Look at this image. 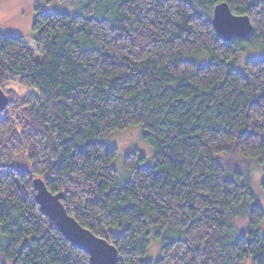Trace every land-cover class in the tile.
I'll list each match as a JSON object with an SVG mask.
<instances>
[{
    "label": "trees",
    "instance_id": "16d2710c",
    "mask_svg": "<svg viewBox=\"0 0 264 264\" xmlns=\"http://www.w3.org/2000/svg\"><path fill=\"white\" fill-rule=\"evenodd\" d=\"M222 1L249 16L248 37L217 34ZM79 3L76 14L36 6L39 60L24 35L0 32L9 98L0 113V264H92L40 210L36 178L117 247V264H264V209L247 164L257 160L264 173V56L244 74L230 67L243 46L264 49V0ZM136 124L154 162L128 153L122 182L106 137ZM238 218L248 222L240 235ZM153 237L156 261L145 257Z\"/></svg>",
    "mask_w": 264,
    "mask_h": 264
},
{
    "label": "rangeland",
    "instance_id": "374dc122",
    "mask_svg": "<svg viewBox=\"0 0 264 264\" xmlns=\"http://www.w3.org/2000/svg\"><path fill=\"white\" fill-rule=\"evenodd\" d=\"M38 5L50 12L67 11L73 14L79 12L81 7L79 6V0H0V32L2 31L6 34L20 33L24 35L26 42L32 49L34 58L39 60L41 59V53L37 48L36 42L38 32L33 28L37 14L36 6ZM235 56L230 63V67H235L239 72L244 74L246 72L245 63L248 60L263 57L264 49L257 45L253 47L245 45ZM10 86L15 89L20 88L15 82L10 83ZM22 89L24 91H35V89L27 87ZM144 131V126L136 124L130 125L123 130H115L106 137L108 146L118 149L114 164L118 171L119 179L122 182H125L129 175V171L125 165V156L128 153L136 152L139 165L148 166L154 162V147L145 139ZM17 164L20 168H26L27 165L23 159H19ZM247 164L250 165L251 187L254 189L255 198L264 209L263 165L254 159L250 160ZM237 220V225L242 230L238 233L240 235L241 232H245L244 230L248 229V222L245 223L240 218ZM261 230L264 232V223L261 225ZM160 248L159 241L153 237L145 257L151 261L158 260L160 258ZM244 264H249V261L246 260Z\"/></svg>",
    "mask_w": 264,
    "mask_h": 264
},
{
    "label": "water",
    "instance_id": "95a60500",
    "mask_svg": "<svg viewBox=\"0 0 264 264\" xmlns=\"http://www.w3.org/2000/svg\"><path fill=\"white\" fill-rule=\"evenodd\" d=\"M213 13L212 23L215 30L225 40H231L234 36L248 37L253 31L254 26L249 16L234 13L226 1L219 2ZM8 103L7 94L0 88V113L4 111ZM34 185L40 210L56 221L57 228L75 247L89 253L92 264H117L119 259L117 247L105 238L95 235L88 227H84L71 216L62 204L61 193L49 191L41 178H36Z\"/></svg>",
    "mask_w": 264,
    "mask_h": 264
},
{
    "label": "bare ground",
    "instance_id": "6f19581e",
    "mask_svg": "<svg viewBox=\"0 0 264 264\" xmlns=\"http://www.w3.org/2000/svg\"><path fill=\"white\" fill-rule=\"evenodd\" d=\"M64 236V235H63Z\"/></svg>",
    "mask_w": 264,
    "mask_h": 264
}]
</instances>
